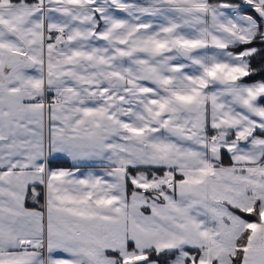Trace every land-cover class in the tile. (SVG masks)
I'll return each mask as SVG.
<instances>
[{
    "label": "snow or ice",
    "instance_id": "snow-or-ice-1",
    "mask_svg": "<svg viewBox=\"0 0 264 264\" xmlns=\"http://www.w3.org/2000/svg\"><path fill=\"white\" fill-rule=\"evenodd\" d=\"M0 264H264V0H0Z\"/></svg>",
    "mask_w": 264,
    "mask_h": 264
},
{
    "label": "crops",
    "instance_id": "crops-1",
    "mask_svg": "<svg viewBox=\"0 0 264 264\" xmlns=\"http://www.w3.org/2000/svg\"><path fill=\"white\" fill-rule=\"evenodd\" d=\"M29 206H31V205H29Z\"/></svg>",
    "mask_w": 264,
    "mask_h": 264
}]
</instances>
